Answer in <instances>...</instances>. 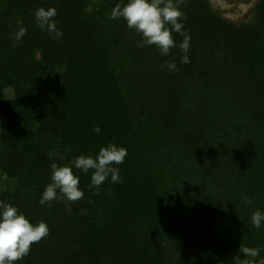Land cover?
I'll list each match as a JSON object with an SVG mask.
<instances>
[{
	"label": "trees",
	"instance_id": "obj_1",
	"mask_svg": "<svg viewBox=\"0 0 264 264\" xmlns=\"http://www.w3.org/2000/svg\"><path fill=\"white\" fill-rule=\"evenodd\" d=\"M128 2L0 0V201L50 230L16 264H234L241 244L260 250L258 262L264 221L257 229L251 216L264 213V0L241 24L212 0H185L186 64L181 34L173 31L177 47L165 56L138 47L142 35L123 18L109 19ZM41 7L56 8L59 40L36 25ZM20 27L27 32L15 46ZM113 143L127 150L113 165L122 182L109 176L96 195L92 170L73 167L84 198L71 211L63 199L40 205L51 164L95 158Z\"/></svg>",
	"mask_w": 264,
	"mask_h": 264
},
{
	"label": "clouds",
	"instance_id": "obj_2",
	"mask_svg": "<svg viewBox=\"0 0 264 264\" xmlns=\"http://www.w3.org/2000/svg\"><path fill=\"white\" fill-rule=\"evenodd\" d=\"M184 2L185 0H129L124 6L117 4L112 9L109 19L123 18L128 28L142 35V41L138 43V47L154 45L165 56L169 54L170 49L177 47L173 31L181 34L184 39L179 44V48L185 53L181 63L186 64L190 62L186 54L190 47V37L182 31L183 24L180 22L186 19L185 13L181 10ZM56 15V8L46 10L41 7L35 12V21L41 30H46L53 34L54 39L59 40L63 33L57 28L54 20ZM26 32L24 27H20L15 36L10 37L17 42L15 46H18V42L26 35ZM166 66L170 72L178 70L174 61L167 62ZM93 131L99 133V126ZM70 151V147L66 148L59 158L63 160ZM126 156L127 150L113 143L102 147L95 158L80 155L71 161V166L51 164L52 182L46 186L39 200L40 205H50L53 200L63 199L66 207L71 211V205L84 198V192L79 187L80 179L74 174L73 167L84 173L92 170L89 188L94 187L96 195H99L100 186L109 176L113 183L122 182L119 175L120 169L113 165L124 163ZM244 199L245 202H251L247 196ZM84 211L82 210V214ZM262 221H264V213L257 210L252 214L251 222L255 228L259 229ZM49 234V227L44 221L34 225L23 213L19 212L17 207L0 201V264H16L23 260L30 254L31 246L46 239ZM239 253H243L245 258L241 259ZM239 253L234 257V264H264V258L258 262L256 260L260 255L258 248H250L241 244Z\"/></svg>",
	"mask_w": 264,
	"mask_h": 264
},
{
	"label": "rangeland",
	"instance_id": "obj_3",
	"mask_svg": "<svg viewBox=\"0 0 264 264\" xmlns=\"http://www.w3.org/2000/svg\"><path fill=\"white\" fill-rule=\"evenodd\" d=\"M258 1L259 0H212V5L227 21L234 24H241L251 19V12ZM6 95L12 97L13 90H7ZM0 179L5 180L6 178L0 176Z\"/></svg>",
	"mask_w": 264,
	"mask_h": 264
}]
</instances>
